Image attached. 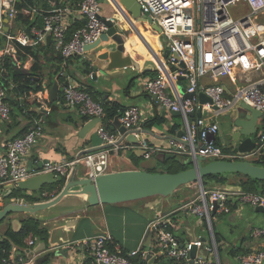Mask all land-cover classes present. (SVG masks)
I'll return each instance as SVG.
<instances>
[{
  "label": "built area",
  "instance_id": "obj_1",
  "mask_svg": "<svg viewBox=\"0 0 264 264\" xmlns=\"http://www.w3.org/2000/svg\"><path fill=\"white\" fill-rule=\"evenodd\" d=\"M21 0H0V134L4 125L10 120L13 106L9 96L17 86L11 81L4 83V63L10 57L20 63L17 55L21 46L45 42L51 36L55 50L64 60L75 56H84L90 47L96 44L106 32L102 7L99 0H79L76 8L64 7L56 12L44 13L36 6L18 8ZM145 15H151L154 22L161 27V36L166 39L169 54L166 58L158 57V71L154 77L144 82V90L153 96L160 109L178 111L183 117L184 133L168 139L166 145H154L143 136L144 110L133 104L121 111L119 120L128 131H132L138 144L121 141L120 132L106 127V104L94 98L87 89L74 82L64 85V102L90 119L101 118L97 133L102 138V147L80 153L76 158L61 161L48 160L39 165L40 160L30 159L32 149L45 134L46 115L50 107L45 89L31 93L29 97L17 96L20 105L32 98L40 105L30 128L21 136L5 139L0 151V189L9 184H17L37 174L53 173L56 178L69 179L77 173L78 165L87 169V176L95 179L100 174L111 171V152L122 149L141 148L144 157L173 154L188 162L190 158L203 156L209 160L224 158H251L264 155V133L257 137L255 148L248 153H227L216 142L215 136L220 126L215 117L237 110L243 104L252 106L264 113V75L256 81L231 89L214 82L231 75L237 66L250 71H264V0H137ZM242 4L239 17L232 14V7ZM33 17L40 15L43 25H26L17 19L19 15ZM80 21L76 29L70 31L71 18ZM31 27L30 33L27 27ZM16 30V32L14 31ZM32 34V35H31ZM187 79V92L195 93L193 98L181 95L177 80ZM204 77L212 82L202 83ZM174 97L172 96V91ZM203 92L211 98L212 103H201L199 94ZM213 111L205 117L198 115L203 109ZM41 110L45 113L42 114ZM194 112L193 121L189 113ZM210 119V122L207 119ZM214 135L213 138L210 136ZM58 192L42 190L43 200H51ZM264 206V192H251L232 189H200L197 198L189 200L176 209L187 215L197 216L200 223H206L207 234L199 235L195 240L181 241L167 228L171 219H157L150 223V231H158L162 242L161 253L169 259H183L186 264H223L219 242L214 231L215 216L231 212L230 206ZM216 210L215 214L212 211ZM257 237L264 236V228L256 227L253 231ZM206 238V240L203 239ZM111 237L98 235L90 244L93 258L87 264H136L133 260L141 251L145 256L152 254L140 248L125 253L110 248ZM37 237L31 234L25 238L30 247ZM193 246L197 247L195 258L191 257ZM154 254V253H153ZM241 264H264V249L237 253ZM4 264H39L32 254L12 255L3 259ZM168 264H175L170 261Z\"/></svg>",
  "mask_w": 264,
  "mask_h": 264
},
{
  "label": "crops",
  "instance_id": "obj_2",
  "mask_svg": "<svg viewBox=\"0 0 264 264\" xmlns=\"http://www.w3.org/2000/svg\"><path fill=\"white\" fill-rule=\"evenodd\" d=\"M43 2L45 0H37V5L35 6L43 10ZM48 2L52 6L51 12H56L64 7L76 8L79 5V0H48ZM100 3L103 18H116L122 30L130 31L126 42L130 34L137 33L130 27V21L126 19L127 17L124 18L118 11L114 2L105 1ZM33 18H36V16H33ZM71 20L70 33L80 24V21L75 17L74 19L71 18ZM138 22L142 24V27L147 24L143 21ZM145 28H148V26H145ZM137 34L140 37L142 35L139 29ZM146 40L148 41V38ZM160 40L157 41V47L147 46L148 43L146 41L140 42L138 47L133 49L135 56L126 46L127 54H130L138 63L139 68L128 66L126 68L112 69L107 74L103 70L109 61L101 58V54L108 49L109 44L104 38L92 46L84 56H75L67 60L59 56L60 54L55 50L53 39L50 43H48L47 39L45 42L29 45L37 47L35 55L27 53L24 47L29 46H23L17 55L20 63L15 61L13 63L16 64L18 70H22L28 75L29 79L32 76L31 80H33L34 84L30 91H25L24 93H19L16 90L18 83L12 90L9 98L14 111L10 120L4 125V132L0 134V151L3 140L23 135L28 131L33 118L37 115L34 111L40 104L34 98L28 99L22 107L17 96L29 97L31 93L45 89L48 90L46 103L50 107V112L46 115L45 134L32 149L30 159L36 158L40 160L39 165L41 166L45 160L61 161L63 159L76 158L88 148L91 143V137L97 133L98 122H94L87 116H83L76 110L66 106L64 102V85L68 81L87 89L99 101L118 102L124 108L133 104L141 106L144 110L143 120L144 130H146L143 136L154 145H166L171 136L177 135L183 130L185 123L181 115L160 109L154 96L144 90V82L154 77L158 71V57L166 58L164 56L167 49L166 42L161 34ZM45 44L47 48H43ZM36 62L38 69L34 70ZM95 64L98 65V69L94 68ZM262 75H264V71H250L247 68L237 66L233 69L230 76L214 82H219L231 89H235L256 81ZM182 78L181 82L186 87L187 79ZM11 81L13 80L9 79V83ZM55 82L58 83V95L55 100H51L50 89ZM208 82L212 81L207 77L202 79V83L207 84ZM177 87L182 95L183 93L180 91L178 84ZM171 91L174 97V92L173 90ZM41 112L45 114L42 110ZM232 112L215 117V120L219 123L220 130L214 138L227 153H232L234 146H236L232 133L237 128L234 127ZM211 114H213V111L206 108L199 112V115H204L205 117ZM152 118H163L164 121L156 122L151 127H146L145 123ZM207 121L210 122V119L208 118ZM118 124L115 118L113 128L116 132H119ZM259 125L260 119L258 127ZM120 153L122 156L131 159L132 163H122L120 156L112 157V170L135 168L149 170L147 167L141 168L137 165V162L142 159L153 160L152 158L146 159L141 148L120 150ZM165 156L160 155L153 158L162 161L166 158ZM123 164L128 165L125 168H121ZM86 175V167L81 164L78 165L76 176L81 178ZM70 179L71 177L69 179L62 178L61 180H64L62 185L45 183L39 190H24L21 192L23 194L19 196L20 200L27 201L23 199V196H33L37 198L35 200H39V198L43 200L42 197H39V191L51 189L50 191L59 193ZM73 189L76 190L77 187ZM181 197H149L90 205L82 195L74 196V198L73 196H68L58 205L48 210L40 211L33 216L25 213L10 216L0 224V240L7 238L9 231L18 232L22 230L25 221L33 218L38 221L42 229H45L44 233L41 235L34 234L37 240L31 247L26 244L25 239L23 240V245H18L11 241L13 244L12 255L32 254L39 264H87L92 260L93 255L90 244L86 242L101 234L110 236V243L114 248L125 253L140 248L153 254L151 248L152 231H150L149 225L152 221L160 218L162 220L172 219L171 216L174 212H180L179 216H182L183 219V227L177 234L181 241L186 242L192 240L194 236L198 237L201 234H207L205 230L206 223H200L197 216L184 214L180 210L176 211L178 206H180L178 205V199ZM195 198L197 197L193 199ZM4 204L3 201H0V208ZM61 207L67 211L60 213ZM230 207L231 212L219 215H225L228 218L229 225L227 229L222 230L224 233L219 231L223 235V239L219 243L222 242V248H226L230 255L225 261L221 257V261L223 264H236L234 261L241 264L237 260V253L264 249V236L257 237L253 233L256 227L264 228V212H257L255 207L249 205ZM53 209H58L59 212L52 214L51 211ZM193 217L197 219L194 220ZM15 219H18L20 224H13L12 221ZM199 228L201 233H198ZM31 234L33 233L31 232L29 235Z\"/></svg>",
  "mask_w": 264,
  "mask_h": 264
},
{
  "label": "water",
  "instance_id": "obj_3",
  "mask_svg": "<svg viewBox=\"0 0 264 264\" xmlns=\"http://www.w3.org/2000/svg\"><path fill=\"white\" fill-rule=\"evenodd\" d=\"M34 4H37V0H33ZM100 2H114L118 11L128 19L130 27L138 33V29L133 25L134 20L148 22L153 26L155 30L161 33V27L154 22L151 15H145L142 13L141 5L137 0H99ZM107 30L102 35L108 44V49L101 54V58L108 62V65L103 70L105 74L112 69L126 68L128 66H135L139 68L138 63L127 54L126 39L129 34V30H122L118 24L116 18H103ZM132 23V24H131ZM27 31L30 33L31 27H27ZM32 35V34H31ZM100 39V40H101ZM99 40V41H100ZM166 41L165 38H163ZM52 41V37L48 36V43ZM98 41V42H99ZM97 42V43H98ZM96 43V44H97ZM95 45V44H94ZM92 45V46H94ZM91 46V47H92ZM90 47V48H91ZM169 50L166 49L164 56L167 57ZM95 69H98V65L95 64ZM178 78L177 84L180 91L188 98H193V92H187V88L183 86L181 80ZM58 95V83L55 82L50 89L51 100H55ZM156 99V96H154ZM201 103H212L210 97L201 92L199 94ZM173 114L180 115L178 111H172ZM234 127L237 128L232 133V138L236 141V146L233 148L232 153H248L252 151L257 144L258 134V121L263 116V112L243 104L240 108L233 111ZM195 116L194 112L189 113V121L192 122ZM94 122H99L101 118L92 119ZM116 121L119 123V132L122 135L121 141H129L133 144H138L139 140L132 131H128L124 127L119 117H116ZM146 131V130H145ZM184 133L181 130L178 135ZM211 138L214 135L211 134ZM102 138L98 133L91 137V143L88 148L84 150L93 151L102 147ZM167 159L175 158L182 165H190L189 168L183 169L177 172H160L149 171L146 169H127V170H111L104 174H100L95 179L89 176H83L78 178L76 172L68 180L62 190L51 200H39L33 196L14 197L13 191L15 189L24 190H39L43 184L52 183L61 184L62 180L56 178L53 173L37 174L25 180H20L17 184H9L4 190L0 189V201L5 204L0 208V224L9 218L10 216L18 213H25L31 216L37 214L40 211L48 210L58 205L63 199L68 196L82 195L90 205L108 204L115 202H123L130 200H138L149 197H166L172 196L179 188L188 185L190 183H198L201 190L205 189L203 178L212 174H242L244 176L264 180V164L256 163L251 158H224L209 160L203 156H197L196 158H190L188 162L183 160L180 156H174L173 154H166ZM46 161V160H45ZM77 187L76 190L73 188ZM73 189V190H72ZM238 190H242L239 186ZM23 194V193H21ZM62 208V207H61ZM257 212H264V206L259 205L255 207ZM67 210L60 209V213H65ZM59 212L58 209H53L51 213ZM216 210L212 211L215 214ZM14 224H20L18 219L12 221ZM215 231V229H214ZM197 236L193 237L195 240ZM206 240L205 237H203ZM222 242L219 243V246ZM197 253V247L193 246L191 250V257L195 258ZM159 253L149 254L147 256V264H153Z\"/></svg>",
  "mask_w": 264,
  "mask_h": 264
},
{
  "label": "trees",
  "instance_id": "obj_4",
  "mask_svg": "<svg viewBox=\"0 0 264 264\" xmlns=\"http://www.w3.org/2000/svg\"><path fill=\"white\" fill-rule=\"evenodd\" d=\"M35 5H37V4H34L33 0H21L20 2L17 3L18 8H22L23 6L33 7ZM42 6H43L42 11L44 13L51 12L52 6L49 5L48 0H45V2H43ZM17 20L20 23L26 24V25L33 24V25H36L38 27H41L43 25V18L40 15H36V18H33V17H28V16L25 17V16L20 14ZM21 47L23 48V46H21ZM24 48L26 49L27 53L35 55L37 47L35 48V47L29 46V47H24ZM43 48H47V45L45 44L43 46ZM59 56H61V55H59ZM33 69L34 70L38 69L37 62L34 64ZM31 77L29 79L28 75H26L22 70H18L16 64L13 63V61L11 60L10 57L6 58V61L4 63V75H3V80H4V83L6 84V86L9 85V79H12L15 83H18V87L16 90L19 93H24L25 91H30L32 89L33 84H34L33 80H31ZM105 104H106V117L104 119V124L106 125L107 128H109L113 131H116L113 128L115 118L117 116H119L121 111L124 110L125 108L121 104H119L118 102H105ZM34 112H35V114H38L39 111H34ZM163 121H164L163 118H157V119L152 118L145 123V126L151 127L154 123L163 122ZM263 133H264V114L260 118V125L258 127L257 136L259 137ZM110 156H111V158L112 157L114 158L115 156H120L122 162L124 161V162H128V163H132V160L122 156L120 151H113V152H111ZM162 162L164 164L166 162L167 163L171 162L172 164H177L179 166V167H177V169L175 171L169 170L168 169L169 166H168V168L164 172H177V171L187 169L190 167V165H182L175 158H170V159L164 158L162 160ZM255 162L264 164V155H262L260 157L259 161H255ZM229 175H230V173L212 174V175L205 176L203 178L205 188L208 189L207 187L209 186L211 181H216L218 183H225L227 181V177ZM240 175H242V174H240ZM63 183H64V180H62V184ZM238 184H239L240 188L244 191L264 192V180H260V179H256V178H252V177L242 175V179L238 182ZM21 195H22L21 190L15 189L13 191L14 197H19ZM179 213L180 212H174L171 216V218H172L171 222L167 223V228L170 231H172L176 236L178 234V231L181 230L183 227L182 226L183 219H182V216H179ZM217 216H219V215H217ZM214 229H215L216 239L218 242H220L223 239V235L219 231H217V229L215 228V223H214ZM44 231H45V229H42L40 227L38 221H36L33 218H29L25 221L24 227L22 230H20L18 232L9 231L7 234L8 237L0 240V264H4L3 259L10 256V254H11L12 245H13L11 241H13L14 243H16L18 245H23L24 244L23 240L31 232L33 234H36V235H39V234L41 235L42 233H44ZM222 247L223 246L219 247L220 254H221ZM110 248L112 250L115 249L111 243H110ZM151 248H152V251L154 254L159 253L153 264H168L170 261L174 262L175 264H186V262L183 259H180V260H173L172 259L171 260V259H169V257L166 254L161 253L162 242L160 240V235H159L158 231H155V230L152 231V235H151ZM133 260L136 264H147V256H145L143 254V251H141L136 257H134Z\"/></svg>",
  "mask_w": 264,
  "mask_h": 264
},
{
  "label": "rangeland",
  "instance_id": "obj_5",
  "mask_svg": "<svg viewBox=\"0 0 264 264\" xmlns=\"http://www.w3.org/2000/svg\"><path fill=\"white\" fill-rule=\"evenodd\" d=\"M242 10H243L242 4H239L238 6H233L232 9H231L232 14L235 17H239L241 15V11ZM14 31L16 32V30H14ZM261 71H263V70H261ZM123 150H125V149H122V151ZM152 159L153 160H144V159L139 160V162H137V165H139L141 168L142 167H147L149 170L160 171V172L166 171L168 166H169L168 169L171 170V171H175L177 169V167H179L177 164H172L171 162H168L169 164L167 162L164 164L162 161H159L158 159H155V158H152ZM259 159H260V157L258 155L251 157V160H253V161H259ZM122 163H124V161ZM127 165L128 164H123V166H121V168H125ZM241 179H242V175H240V174H230L227 177V181L225 183H218L216 181H211V183L209 184V186L207 188L208 189H232V190H238L239 189L238 182ZM188 185H190V186L188 187ZM188 185L182 186L181 188H179L172 195V196H182L181 198L178 199V201H179L178 205H181L184 202L192 200L194 197H197V195H199L200 186H199L198 183L195 182V183H190ZM191 185H193V187H191ZM48 190H51V189H48ZM39 197H41V191H39ZM159 198H162V197H159ZM193 219L196 220L197 218L193 217ZM214 219H215V221H214L215 228L217 229V231H220L221 233H224L222 230L227 229L228 226H229L228 225V221H227L228 218L224 215V216H215ZM198 233H201L200 228L198 230ZM233 238H234V234H233ZM221 257H222V259L224 261L227 259V257H230L229 251L226 248H222ZM234 263L239 264L237 261L236 262L234 261Z\"/></svg>",
  "mask_w": 264,
  "mask_h": 264
},
{
  "label": "bare ground",
  "instance_id": "obj_6",
  "mask_svg": "<svg viewBox=\"0 0 264 264\" xmlns=\"http://www.w3.org/2000/svg\"><path fill=\"white\" fill-rule=\"evenodd\" d=\"M147 24L143 25L140 24L138 21L134 20L133 25L137 27L142 34L141 37L137 33H132L129 35V38L126 42V46L130 52L133 53L135 56V52H133V49H136L138 47L140 42H147V46L150 47H157L158 43L157 41L160 40V33L153 28L152 25H150L148 22ZM145 26H148V28H145ZM148 38V41L146 40ZM161 41V40H160Z\"/></svg>",
  "mask_w": 264,
  "mask_h": 264
}]
</instances>
